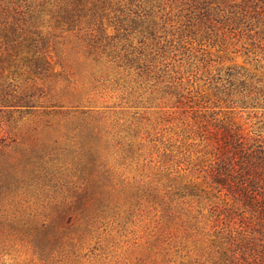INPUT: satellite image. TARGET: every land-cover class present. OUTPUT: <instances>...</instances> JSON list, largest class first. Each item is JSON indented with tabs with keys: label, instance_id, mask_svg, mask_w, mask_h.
<instances>
[{
	"label": "rangeland",
	"instance_id": "obj_1",
	"mask_svg": "<svg viewBox=\"0 0 264 264\" xmlns=\"http://www.w3.org/2000/svg\"><path fill=\"white\" fill-rule=\"evenodd\" d=\"M120 1L75 25L0 1V29L13 21L11 55L0 48V264H259L211 162L226 127L264 143V99L229 95L226 79L236 66L264 87V0H213L248 21L194 18L187 36L193 1L163 0L160 42ZM24 223L51 225L50 242Z\"/></svg>",
	"mask_w": 264,
	"mask_h": 264
},
{
	"label": "trees",
	"instance_id": "obj_2",
	"mask_svg": "<svg viewBox=\"0 0 264 264\" xmlns=\"http://www.w3.org/2000/svg\"><path fill=\"white\" fill-rule=\"evenodd\" d=\"M2 1V0H0ZM9 10L13 3H20L21 0H4ZM28 8L35 13L45 10L62 20L72 24H77L83 18L101 20L106 15L105 10L111 5V0H22ZM123 1V2H121ZM118 7L127 11V18L135 22L140 29V34L144 40L160 42L162 38L161 29L157 21V9L163 0H121ZM191 11L187 12L188 22L186 23V36L195 34L192 30L196 25L192 19L196 18L200 24H208L215 20L218 23H228L239 26L247 22V11L245 8L234 13H225L222 8L213 6V0H192ZM13 9V7H11ZM189 9V8H188ZM0 29V48L5 45L7 56L13 51V21L5 22ZM183 34V32H182ZM0 58H2L0 54ZM1 61V60H0ZM241 68L236 66L228 67L227 82L230 93L250 97L251 99H264V87H257L253 82L249 83L241 78ZM257 91V92H256ZM256 92V94H254ZM258 93V94H257ZM262 96V99L260 98ZM257 101V100H256ZM5 105H13V100H3ZM9 103V104H8ZM246 104V102H243ZM222 143L216 154L215 160L211 162V173L214 182L226 194L231 196V203L227 209V214L232 217L239 215V226L236 229V239L240 242V248L248 249V243L254 244L251 249L254 261L264 263V143L249 142L244 136L229 127L224 128L222 133ZM25 232L31 233L39 245L49 243V229L51 225L46 223H24L21 226ZM259 239L261 249L258 248L254 240Z\"/></svg>",
	"mask_w": 264,
	"mask_h": 264
}]
</instances>
